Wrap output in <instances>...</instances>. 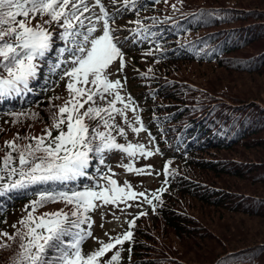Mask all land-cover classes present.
Returning a JSON list of instances; mask_svg holds the SVG:
<instances>
[{
    "label": "trees",
    "instance_id": "obj_1",
    "mask_svg": "<svg viewBox=\"0 0 264 264\" xmlns=\"http://www.w3.org/2000/svg\"><path fill=\"white\" fill-rule=\"evenodd\" d=\"M262 1V5L256 0H244L243 4L241 0L145 2L144 22L154 24L151 32L159 37L155 48L160 50L162 57L169 56L162 70L185 92L179 95L177 91L172 97L168 96L169 100L163 106L172 103L183 106L181 98L189 97L187 105L201 115H210L222 124V128L208 127L203 137L189 132L187 157L185 163L180 164L184 177L180 179L179 189L153 202L157 223L150 230L145 217L140 220L145 223L138 227L141 237L126 241L127 248L136 240L131 253L122 259L123 264H264V233L258 238L256 231H246L245 238L242 233L248 226L244 228L241 224L238 228L230 220L233 213H240L264 221V195L240 191L238 187L235 190L230 181V177L239 179L250 174L252 176L242 178V181L264 185V159L255 161L221 156V153L235 148L264 150V99L253 96L243 99L229 92L226 94L222 89H206L186 77V71H190L193 64L201 68L264 76ZM3 74L0 67V75ZM46 106L42 100L23 102L21 106L0 103V119H4L0 123V161L6 154L8 133L14 134L20 147L35 143L30 140L33 132L51 122ZM185 108L179 117L188 111ZM179 117L174 124L179 125ZM224 137L229 140L223 142ZM211 152L220 156L211 158ZM12 156L17 157L13 161L17 163L15 150H12ZM224 175L229 177L227 181L221 179ZM51 187V183L46 186L36 184L31 187L34 190L26 194L27 188L0 193L3 197L0 199V233L12 237L0 234V264H16L21 244L16 233L25 231L20 223L27 217L25 206L37 199L34 192L45 188L51 190ZM63 202H49L37 207L34 216L39 217L46 210L66 208L72 211V205L65 207ZM219 208L229 212L222 215L216 211ZM259 224L264 231V223L260 221ZM253 234L257 238L251 242L249 239ZM240 237L244 238L242 244L229 243V240ZM216 246L220 249L217 254L214 251Z\"/></svg>",
    "mask_w": 264,
    "mask_h": 264
},
{
    "label": "snow or ice",
    "instance_id": "obj_2",
    "mask_svg": "<svg viewBox=\"0 0 264 264\" xmlns=\"http://www.w3.org/2000/svg\"><path fill=\"white\" fill-rule=\"evenodd\" d=\"M123 3L133 9L137 7L135 0H123ZM97 6L99 14L96 13ZM86 12L88 16H84ZM45 16L48 19H43ZM33 20L36 21L34 24ZM114 23V16L109 15L101 0H94L91 4L87 0H0V67L6 73L0 75V95H12L28 89L30 80L40 70V64L45 62L54 42L59 40L63 46L57 48V58L51 62L50 70L62 69L61 78L69 77L66 87L72 105L59 108V113H67V117H53L54 126L59 129L54 137L49 129L43 136L31 137L34 144L20 147L14 141H5L6 154L0 161V172H5L8 183H0V193L40 183H51L53 186L52 190L45 188L34 192L37 199L29 201L32 207L28 209L27 217L20 221L25 231L16 233L21 240L16 264H112L119 257L118 252L112 255L110 261L102 262L99 258L114 244L130 240L132 232L126 230L114 239L110 237L108 242L100 241L97 250L84 254L82 241L91 236L92 220L88 213L102 205H116L137 196L153 204L152 199L144 192L134 191L127 181L123 186L118 185L110 174V168L104 172L98 168L95 175L88 172L93 156L103 165L108 151L123 150L131 157L137 153L152 155V151L143 145L121 144L112 135L114 129L118 135H126L125 129L115 124L113 114L120 113L127 120L125 109L135 111L136 107L131 95L125 99L119 90L123 82L119 78L108 79L107 70L113 61L119 60L117 71H122L125 65L122 41L116 34ZM133 23L137 27L131 29V33L141 38L155 35L140 19ZM56 28L60 30L57 32ZM77 83L81 86L77 87ZM84 85H94L95 88ZM97 90L101 99H106L104 93H113L114 98L103 107L90 105L80 112L84 103L94 100ZM81 96L83 100L77 99ZM118 101L123 108L115 106ZM85 117H98L97 125L90 129L84 122ZM65 119L66 131L62 127ZM135 120L140 122V127H133V131L139 132L144 126L139 115H135ZM101 124L104 131L98 130ZM44 136L51 137V141L46 143ZM12 150L18 153V163H13L17 157L12 156ZM123 167L128 171H141L130 164ZM145 167L150 169L151 165ZM80 177H89L93 183L82 188L67 187L68 182L77 181ZM163 191V187L156 190L157 193ZM156 199L160 197L156 195ZM60 200L73 206L70 213L73 219H69V213L62 210L34 216L37 207ZM84 223L89 225L88 229L81 228ZM128 223L130 229L134 220ZM0 234L9 236L8 233Z\"/></svg>",
    "mask_w": 264,
    "mask_h": 264
},
{
    "label": "rangeland",
    "instance_id": "obj_3",
    "mask_svg": "<svg viewBox=\"0 0 264 264\" xmlns=\"http://www.w3.org/2000/svg\"><path fill=\"white\" fill-rule=\"evenodd\" d=\"M243 4L244 0H241ZM258 3H263L262 0H256ZM94 0H87V3L91 4L93 3ZM104 2V6L106 10L108 8L106 6L109 5H114L117 3H111V1H102ZM121 5V3H119ZM123 7V6H121ZM115 12L114 9L109 8L108 13L110 16H114V27L116 28V34L118 38L122 41V48L123 52L125 53V65L122 71H117L119 68V60H115L112 62V64L109 65L108 72L109 76L108 79L110 80H115L119 78L123 82L122 88L119 90L121 91L122 95L124 96L125 99H127L128 95L130 94L132 97V103L136 106L135 111H133L131 108L125 109V115L127 117V120L124 119V117L120 113H114L113 114V119L116 125L119 127H123L125 129L126 135H118L116 132V141L121 144H141L144 146L145 149L151 150L152 155H141L137 153L135 157L129 156L127 153L122 156H118L115 151H108L106 152L107 158H105V163L103 165L99 164L95 170L94 174H96L97 169L99 168L101 172L104 171L105 167H111L114 168V170L111 172L113 175V178L117 181L118 185L123 186L124 182L127 181L133 188L134 191L136 192H141L142 191V184L146 186V188H151L153 187V183H160L161 182V175L159 171V167L161 164V160L163 161V154L161 152L159 153L155 149L154 142L152 138L149 136L145 128L143 127L142 130L139 132L133 131V127L139 128L140 127V122H137L135 120V115H141V110H140V105L137 103L136 97L138 95H141L138 90V83L136 81H131V77L135 76L134 72L139 70V64L143 60L144 56L142 53H139L134 47H136L138 44L136 42H140L138 37L134 38L133 33H125L121 34V31L125 30L126 27H128L127 31L131 30V26H127V21L124 20L123 17L116 16L113 13ZM96 13L99 14V6L96 7ZM89 13H84V16H88ZM101 27H102V22H101ZM98 32L100 29L97 30ZM128 41L130 43L128 44ZM190 71H186V77L188 80H190L192 83L199 87H204L206 89L211 88V89H222L224 93L228 94L232 93L233 96L236 97H241L243 99H246L248 96H253L256 99H264V76L262 75H244L242 73L234 72V71H227L225 70H215L210 67H204L201 68V66H197V64L190 65ZM59 75V74H58ZM191 76V77H190ZM77 87H80L81 85L77 83ZM84 87L88 88H95L94 85H84ZM229 91H228V88ZM61 93L66 95V99L64 101L65 105L67 104L69 107H71V102H70V95H69V89H62ZM104 96L106 99H101L99 95V90H97V95L95 96L94 100L91 101V105L94 106H99L103 107L109 103L114 98L113 93H104ZM77 99L83 100L84 97L81 96ZM139 101H143V97L139 98ZM85 104V103H84ZM117 108H123V105L118 101L115 105ZM84 107V105H83ZM81 112V108L79 109ZM130 122V123H129ZM131 124V126H130ZM123 151V150H121ZM209 156L212 158L219 157L220 154L217 153L215 154L214 152H211ZM221 156L224 158H230V157H240L244 160H259V159H264V150L262 149H241V148H235L233 151H226L225 153H221ZM112 157V158H110ZM110 160L112 162H110ZM137 161L138 165L133 166V162ZM212 160V159H209ZM260 163V162H259ZM125 164H130L133 168L136 169H141V171H137L138 174H140L136 178H130L128 177L131 174V171H128L123 167ZM146 165H151V168L145 167ZM160 175V178L158 180V176ZM252 176L250 174H247L246 177ZM0 177L3 179L0 180V183H8L7 176L5 175V172H2L0 174ZM156 177V178H155ZM230 181L232 182V185H234V189L236 190V187L240 189V191H244L247 193L251 194H261L264 195V185H258V184H251L250 181L245 180L242 181V178H236V177H230ZM223 180H228L229 177H226L225 175L221 177ZM93 182V181H92ZM103 184V182H102ZM101 184V185H102ZM218 185V182L216 183ZM148 192V191H147ZM131 199V198H129ZM99 203V202H98ZM134 202L131 200H127L125 202H118V204H106L102 205L99 207V209L94 210L93 214V224L94 227L97 228L96 231V236L92 239L90 242L91 246L94 248L100 247V241H104L109 234L112 231H117L120 230L125 222L128 220L130 217V214L133 213V209L135 208V211L140 209L141 207L133 205ZM58 208V207H57ZM53 209V208H50ZM216 211H219L220 214L224 215L225 213H228L227 209H222L219 208ZM149 219L152 220L153 216L149 214ZM227 218V214L225 215ZM232 218L230 219L233 224H237L238 228L241 224L244 225V228L246 230L242 233L245 238H247L246 231L248 233L255 232L258 238L263 235V227L259 222L261 221L264 223L263 220L259 219L257 216H249V215H243L240 213H233ZM260 220V221H259ZM231 224V223H230ZM257 224L258 227L256 226ZM87 229L89 228V225L87 224ZM90 231H92V224ZM98 238V239H97ZM255 234L250 236L251 242H254L255 239ZM243 237L240 238H235L234 240H229V243L231 245H240L243 243ZM105 242V241H104ZM245 243V242H244ZM214 251L217 252L220 251V249L216 246L214 248ZM205 249L203 250V253L205 254ZM207 255V254H206Z\"/></svg>",
    "mask_w": 264,
    "mask_h": 264
}]
</instances>
